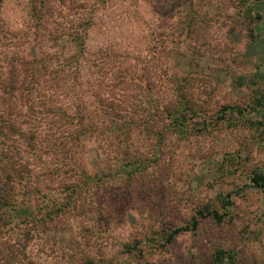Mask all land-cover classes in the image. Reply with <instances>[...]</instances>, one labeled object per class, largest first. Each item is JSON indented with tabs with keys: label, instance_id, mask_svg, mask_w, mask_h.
<instances>
[{
	"label": "rangeland",
	"instance_id": "obj_1",
	"mask_svg": "<svg viewBox=\"0 0 264 264\" xmlns=\"http://www.w3.org/2000/svg\"><path fill=\"white\" fill-rule=\"evenodd\" d=\"M183 1L101 5L97 18L108 15L88 44L113 42V73L100 94L89 88L94 81L81 84L82 105L63 101L38 122L85 170L64 174L54 167L55 155L26 153L43 179L38 190L22 189L9 212L0 264L17 257L15 264H218L220 248L233 255L221 264H264V189L251 183L264 169V6ZM86 6L79 7L87 12ZM32 13V0H0L5 74L7 52L39 56L29 35ZM177 99L189 119L186 133L172 130L165 113ZM97 125L113 126L106 150L90 134ZM79 140L84 146L75 145ZM73 183L83 190L70 196ZM198 209L216 210L222 219L200 217L195 231L167 242L166 233L191 224Z\"/></svg>",
	"mask_w": 264,
	"mask_h": 264
},
{
	"label": "trees",
	"instance_id": "obj_2",
	"mask_svg": "<svg viewBox=\"0 0 264 264\" xmlns=\"http://www.w3.org/2000/svg\"><path fill=\"white\" fill-rule=\"evenodd\" d=\"M108 1L112 3L114 0H93L92 3L85 0H32V16L36 25L35 30L29 35L38 44L39 49L41 48L39 56L28 58L25 50H22L23 56L8 52L6 54L5 66L11 72L9 75L5 74L3 67L0 68V234L3 226L7 227L11 221L9 212L17 205L21 190L23 189L24 192L29 189L38 190L37 187L43 179L34 170L36 164L34 160H30V155H26L27 152L30 151L35 156L38 151L55 155L57 165L54 167L64 174L85 170L79 163L81 161L77 162L74 153L66 148V144L63 142V146L59 147L60 145L52 142L51 131L48 132L47 129L40 127L38 122L40 117L48 114L51 107L58 108L66 104L65 101L76 99L72 103L82 105L85 98L81 92V84L88 85L94 81L95 84L91 83L89 88L97 94L102 91L99 89L105 87L107 76L109 77L110 72L113 73V42L93 49L88 41L95 28L100 29L98 23L101 18L108 15V12L99 18L96 15L101 5L105 6ZM186 2L187 0H184L182 3ZM88 4L89 11L85 12L84 8L86 9ZM253 4L262 7L264 0H255ZM79 6L84 8L80 9ZM136 8L138 7L135 5L131 6L133 11ZM138 17L147 20L145 15ZM159 27L160 25L156 23L153 30ZM100 31L105 33V30ZM20 35L23 38L25 36ZM28 54L33 56L34 51ZM128 54L130 55L131 52ZM22 57L27 59L23 63H17ZM41 71L44 75L47 72L50 78L42 80L39 75ZM130 71L131 68L120 73L128 74ZM16 72L21 76L18 79ZM259 74L264 75V71L261 70ZM83 75L86 79H83ZM179 104L178 99L172 101L165 113L170 118L172 130L186 133L184 128L189 119L182 110L180 111ZM90 134H95L100 139L101 149L106 150V147L113 146V126L103 129L97 125L91 129ZM162 136L165 137L164 134ZM68 137H71L72 143L73 141L76 143V139L79 138L76 133ZM75 145L84 146V140H79ZM251 181L254 187L264 189V169L255 172ZM71 186L70 196L75 195L73 192H76V189L83 190L74 183ZM64 207L66 205L60 209ZM207 215H213L219 221L222 219V215L216 210L198 209L191 224L174 227L172 231L166 233L167 242H171L181 232L195 231L200 217ZM11 245L14 243L11 242ZM18 255L16 253L13 256ZM17 258L10 260L8 264H15ZM229 259H233L232 254L222 248L216 250L214 260L218 264Z\"/></svg>",
	"mask_w": 264,
	"mask_h": 264
}]
</instances>
